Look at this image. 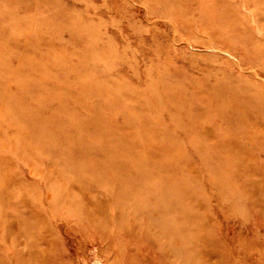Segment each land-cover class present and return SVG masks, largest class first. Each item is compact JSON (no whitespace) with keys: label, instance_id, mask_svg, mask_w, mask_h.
Masks as SVG:
<instances>
[{"label":"rangeland","instance_id":"rangeland-1","mask_svg":"<svg viewBox=\"0 0 264 264\" xmlns=\"http://www.w3.org/2000/svg\"><path fill=\"white\" fill-rule=\"evenodd\" d=\"M0 88V264H264V0H0Z\"/></svg>","mask_w":264,"mask_h":264},{"label":"bare ground","instance_id":"bare-ground-1","mask_svg":"<svg viewBox=\"0 0 264 264\" xmlns=\"http://www.w3.org/2000/svg\"><path fill=\"white\" fill-rule=\"evenodd\" d=\"M16 73H18V70L16 69ZM3 89H1L0 88V93H1V91H2ZM35 99V97L34 96H32V99ZM0 109L4 106V105H6V104H10L9 102H11L10 101V99L8 98V96L7 95H4L3 96V98H1V94H0ZM12 112V114H9L10 115V117H13V118H15V121L19 124L21 121L19 120V118H17V116L19 115L16 111H14V110H12L11 111ZM25 112V110L23 111V110H21L20 111V113H24ZM10 117H7V119H13V118H10ZM31 122V121H30ZM32 123V122H31ZM21 127H23V126H25V127H30L29 125H27V124H19ZM106 132H109V133H112L113 131L112 130H107L106 129ZM34 145H35V147L37 148V152L38 153H40V155L41 156H43V155H45V156H47V158L49 159V160H52V159H50V155L51 156H54L55 157V154L53 153V152H51V150H49V149H47V148H43L41 145H40V143L39 142H37V143H34ZM54 146V145H53ZM31 153V152H30ZM110 162L108 163V166L106 167V170H105V172L106 173H110V174H112V175H114V176H117L118 177V175H119V173H120V168L118 167V165H117V163L115 162V159H114V157L113 156H111L110 158ZM57 160H59L60 162H61V164L62 165H64V169L65 170H71L72 172H73V168H72V165H70L71 164V161L69 160V159H65V158H62V157H59ZM132 163H135V164H138V162L137 161H133ZM193 170H194V166H193ZM105 180H101V182H104ZM50 198V197H49ZM90 209V208H89ZM85 211V210H84ZM87 212V211H86ZM101 212V211H100ZM83 214H84V212H83ZM99 214V213H98ZM88 215V214H87ZM84 216V215H83ZM163 230H164V228H163ZM119 231H121V230H119Z\"/></svg>","mask_w":264,"mask_h":264}]
</instances>
